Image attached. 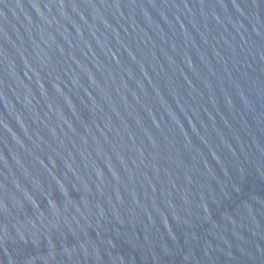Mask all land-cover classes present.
Masks as SVG:
<instances>
[{"label": "water", "instance_id": "water-1", "mask_svg": "<svg viewBox=\"0 0 264 264\" xmlns=\"http://www.w3.org/2000/svg\"><path fill=\"white\" fill-rule=\"evenodd\" d=\"M0 264H264V0H0Z\"/></svg>", "mask_w": 264, "mask_h": 264}]
</instances>
